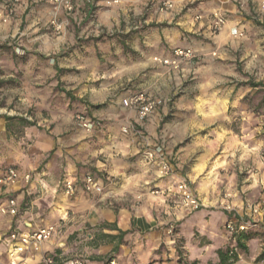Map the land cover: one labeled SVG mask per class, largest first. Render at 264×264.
Wrapping results in <instances>:
<instances>
[{"label":"clouds","instance_id":"clouds-1","mask_svg":"<svg viewBox=\"0 0 264 264\" xmlns=\"http://www.w3.org/2000/svg\"><path fill=\"white\" fill-rule=\"evenodd\" d=\"M0 264H264V0H0Z\"/></svg>","mask_w":264,"mask_h":264}]
</instances>
